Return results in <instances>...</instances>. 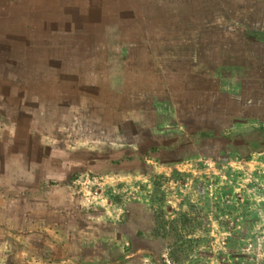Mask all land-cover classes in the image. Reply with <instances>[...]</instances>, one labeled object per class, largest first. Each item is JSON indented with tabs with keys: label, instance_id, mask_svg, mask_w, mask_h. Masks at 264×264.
I'll list each match as a JSON object with an SVG mask.
<instances>
[{
	"label": "rangeland",
	"instance_id": "374dc122",
	"mask_svg": "<svg viewBox=\"0 0 264 264\" xmlns=\"http://www.w3.org/2000/svg\"><path fill=\"white\" fill-rule=\"evenodd\" d=\"M10 1L0 154L44 160L94 260L264 264V77L230 69L262 62L264 0Z\"/></svg>",
	"mask_w": 264,
	"mask_h": 264
},
{
	"label": "crops",
	"instance_id": "0c3cea01",
	"mask_svg": "<svg viewBox=\"0 0 264 264\" xmlns=\"http://www.w3.org/2000/svg\"><path fill=\"white\" fill-rule=\"evenodd\" d=\"M116 1L117 4L119 2L123 4L122 6L127 4L126 0ZM134 1L129 0V5L134 6ZM158 1L156 0V3ZM11 2L0 0L2 20L13 21V15L8 14L13 11L10 9ZM262 57L260 63H254L253 60L256 58L252 57L249 58V65H235L230 69H234L235 73L239 72V77L243 76L244 72L251 79L258 74L264 77V48H262ZM123 71V74L119 73L121 77H124L123 83L128 84L129 75L125 73V68ZM71 102L72 100L69 99L65 104L66 108L71 107ZM126 106L127 103L125 105L119 103L117 113L119 119H123ZM65 153L72 155L73 151ZM35 164L32 166L33 169L39 176L42 175L41 171L47 164L42 159H38ZM60 165L57 163L54 166L60 167ZM30 169V164L15 163L12 159H7V155L0 154V259L7 264L12 262L15 264L98 262V259V261L94 259L105 255L107 247L110 246L107 243V233L98 232L95 230L97 228L89 225L82 214L77 213V201L72 197L68 198L66 187L48 186L43 179L37 180L39 178L37 174L36 180H31L28 176Z\"/></svg>",
	"mask_w": 264,
	"mask_h": 264
},
{
	"label": "trees",
	"instance_id": "16d2710c",
	"mask_svg": "<svg viewBox=\"0 0 264 264\" xmlns=\"http://www.w3.org/2000/svg\"><path fill=\"white\" fill-rule=\"evenodd\" d=\"M156 234H157V236H159V237L161 236L162 237L161 233H159L158 231L156 232Z\"/></svg>",
	"mask_w": 264,
	"mask_h": 264
}]
</instances>
